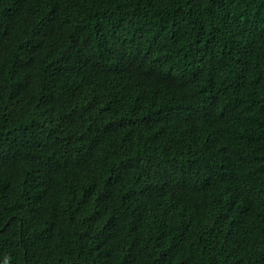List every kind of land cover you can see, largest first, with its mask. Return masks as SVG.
<instances>
[{
  "label": "trees",
  "instance_id": "obj_1",
  "mask_svg": "<svg viewBox=\"0 0 264 264\" xmlns=\"http://www.w3.org/2000/svg\"><path fill=\"white\" fill-rule=\"evenodd\" d=\"M0 264H264V0H0Z\"/></svg>",
  "mask_w": 264,
  "mask_h": 264
}]
</instances>
